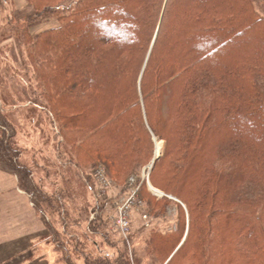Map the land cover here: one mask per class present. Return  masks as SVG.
<instances>
[{
    "label": "trees",
    "instance_id": "16d2710c",
    "mask_svg": "<svg viewBox=\"0 0 264 264\" xmlns=\"http://www.w3.org/2000/svg\"><path fill=\"white\" fill-rule=\"evenodd\" d=\"M28 3L35 12L30 18L34 25L49 16H56L58 21L54 27L36 33L27 27L23 33L35 55L32 57L34 67L45 66L48 64L45 59L51 56L56 59L49 64L53 69L45 70L44 75L36 73V87L46 101L44 109L52 123L59 122L57 134L65 126L87 129L93 134L103 133L114 145L119 166H125L132 154L123 151L133 135L127 126L116 124L115 117L110 120L113 124L107 116L111 115L110 106L114 104L121 75L120 116L126 117L132 109H138L137 93L133 89L131 94L127 92L129 74L123 72L133 60L130 51L146 48L134 78L138 79L148 124L158 137H163L156 121L159 113L156 119L155 113L152 114L155 107L161 106L163 97L171 100L165 112V126L169 128L165 153L160 159L166 158L169 163L186 160L190 164L196 160L194 152L202 155L200 165L197 163L195 167V171L199 170L188 172L194 173L190 178L183 177L186 171L181 172L182 166L180 170L174 166L164 167L173 179L171 183H181L183 190H170L182 198L188 212L185 239L167 264H175L176 254L188 248L193 260H197L198 250L200 259L195 264H203L207 258L204 253L211 249L203 244L201 225L204 224L196 213L211 208L212 217L230 214L231 219V215H236L245 225L238 230L241 235L238 242H233L237 247L236 258L231 257L230 263L238 261V250L240 262L247 259L249 264L252 260L254 264H264V225L263 229L254 228L252 219L247 220V216L253 214L256 220L264 218V0H28ZM249 32L257 37L246 40L244 34ZM86 34H95L97 38L92 44L76 49L75 44ZM145 38H149L148 41ZM59 74L62 78L74 74L76 79L70 86L57 85ZM89 75L91 79L86 78ZM81 90L87 93V100L74 98L68 110L60 104V101L65 105L68 102L61 96ZM103 100L109 108L100 113L96 106ZM113 104L112 110L118 111ZM152 117L154 122L149 121ZM16 126L6 113L0 112V169L16 177L18 188L29 196L49 234H60L51 217L58 214L64 221L68 218L63 195L50 194L37 182L33 167L22 159ZM242 154H247L251 160L241 164ZM229 160L237 166L225 170V162ZM227 194L233 196L229 197L228 206L221 204L220 208L218 202L211 207L210 203L221 196L225 199ZM161 200V204L148 200L153 217L165 215V206L172 203L166 198ZM233 204L238 207L233 209ZM246 207L252 210L248 212ZM221 223L223 239L229 231L227 223L222 219ZM178 224L184 232L182 211ZM75 225L78 226L77 222ZM103 225L104 220L97 216L87 223L86 231L106 237V233L100 231ZM73 239L78 245L76 236ZM105 243L113 252L102 254L93 242L97 253L83 255L84 263L131 264L123 243L121 246L119 241L111 244L107 238Z\"/></svg>",
    "mask_w": 264,
    "mask_h": 264
},
{
    "label": "rangeland",
    "instance_id": "374dc122",
    "mask_svg": "<svg viewBox=\"0 0 264 264\" xmlns=\"http://www.w3.org/2000/svg\"><path fill=\"white\" fill-rule=\"evenodd\" d=\"M34 13L33 6L28 3V0H0V96L2 97V100L0 99V112L6 113L17 125L19 132L16 137L22 147V159L33 167L37 182L50 194L62 193V199L65 200L64 208L67 210L68 218L64 221L62 215L50 216L55 219L54 225L57 226L60 233L53 236L49 234L42 216L35 208L28 211L27 215L25 214L26 216L24 215L26 221L22 223L14 217L1 220L0 264H85V255L90 256L97 253L93 242L97 243L100 253L113 252L112 248L107 247L105 238L111 244H116L119 241V246H121L123 243L131 264H167L185 239L188 228V212L182 198L170 190L172 188L183 190L179 182L181 180L178 181L180 184H175V181L171 183L170 181L173 179L169 177L164 167L174 166L180 170L182 166L181 172L186 171L183 177L187 175L190 178L194 173L190 174L188 172H194L197 163L200 165L202 155L194 152L196 160L190 164L186 160H173L169 163L166 158L162 157L160 159L165 153L166 133L169 129L165 126L167 122V114L165 112L170 107L171 100L163 97L160 102L161 106L155 107V112L152 114L154 116L155 113L156 119V115L159 113L160 118L158 117L156 121L160 130L163 131V137H158L154 135L148 124L138 79L135 80L134 78L138 62L143 58L146 48L138 51L132 49L130 51V56L133 60L128 69L123 72V74H129L127 85H125L127 92L131 94L133 89L137 93L138 109H132L126 117L120 116L121 109L118 102L123 90L121 75L117 82L115 105L111 103L113 107L117 105L114 109H118V111H113L110 106L111 115L107 116L108 121L114 120L112 117H115L116 120L114 122L127 126V128L131 129L130 132L133 135L123 151L124 153L126 151L132 152V154L129 156L127 164H124L125 166H119L115 161L114 145L110 143L103 133L93 134L87 129L65 126L57 134L56 128H58L57 124L59 122L56 124L52 123L51 116L44 109L46 101L43 100L39 92L40 89L36 87L38 83L36 73L39 72L40 75H44L45 70L53 69L51 65L49 67V64H52L56 59L51 56L49 59H45L48 62L45 66L38 65L34 67L32 57H35V55L31 53L32 48L27 44L28 38H25L23 33L27 27L32 33H36L58 25V21H56V16L48 15L50 18L42 20V22L39 21L40 23L34 25L30 19ZM27 18H29V22ZM256 37L257 35L251 32L244 34V38L248 41ZM96 38L97 35L95 34H86L81 42L75 44L76 49L86 44H92ZM149 38L145 39L148 41ZM46 51L50 52L48 49ZM47 65L49 68H46ZM75 77L72 74L62 78L59 74L56 83L61 86H70L75 81ZM86 78L91 79L90 75ZM84 91H73L72 95L69 93L67 96H61L62 100H67L68 102L65 105L60 101V104L68 110L72 106L71 101L74 98L79 100L86 96L87 93ZM98 91L103 92V90ZM45 94L47 95V92ZM105 101L103 100L101 105L99 102L97 103L96 108L100 113L101 110L105 111L109 108ZM94 117L96 119V116ZM151 119L154 122V117L150 118L149 121ZM110 122L113 123V121ZM61 125L62 123L59 126ZM242 156L243 158L240 159L241 164H246V162L251 160L247 154H242ZM69 158H74V160L71 161ZM99 165L110 180V186L106 189V193H101V186L95 176V169ZM233 165L236 164H232V161L230 162L229 160L225 162L224 168L225 170H231ZM148 166H150L148 169L149 187L162 193L161 196L159 193L151 191L146 179L143 177V172L147 170ZM130 177L136 180L135 188L139 187L137 196L142 203L139 208L133 206L129 209V234L127 238H124L115 229L114 215L118 212V206L121 201L128 198L129 192L132 190L128 182ZM174 184L177 186H174ZM185 190L189 192L190 188L186 186ZM220 196L218 195V197ZM249 196L251 199L253 198L251 192ZM229 197L233 196L227 194L225 199L221 196L216 199L217 201L210 203V205L212 207L213 204L219 202L220 208L221 204L228 206V201L231 200ZM163 198L170 200V202L172 201V203H168L165 206V215L153 217L148 200L160 202L161 204L163 202L161 199ZM237 207V205L234 206L233 204L232 208ZM246 208L248 212L252 210L250 207ZM212 210L213 208L200 214L196 213L197 219L204 224L203 226L201 225L204 238L203 244H207L211 249L204 253L207 258L203 260V264H231V257L233 259L236 258L237 248L233 242H238L241 236L238 234V230L245 225H242L241 221L237 220L238 217L236 215H231V219H229L230 214L228 216L223 214L224 216L214 215L212 217ZM181 211L185 215L184 232L181 231L182 226L180 227V224H178ZM97 216L104 220L103 229H100V231L105 232L106 237L100 234L92 235L86 231L87 223ZM253 216L255 217L254 214ZM253 216L248 215L247 220L251 218L254 228L263 229L264 218L256 220ZM221 219L227 223L229 231L225 233L223 239H221L222 234H220L223 229ZM75 222H77L78 226L75 225ZM42 224L44 225L43 229ZM63 227L66 228L63 229ZM39 230L42 231L40 232ZM25 231H28V235L24 238H14ZM180 233H183L181 234L182 237ZM74 236L79 240L78 245L75 244ZM12 238L14 239L11 241H2V239ZM52 239H55V241ZM178 240L180 243L177 242ZM189 249L180 250L176 254L175 264L197 263L198 259H200L198 250L197 260H193L192 251ZM239 257L237 250L238 261H235L236 264H242V262L243 264H249L247 259L240 262ZM250 263L254 264V261L252 260Z\"/></svg>",
    "mask_w": 264,
    "mask_h": 264
},
{
    "label": "crops",
    "instance_id": "0c3cea01",
    "mask_svg": "<svg viewBox=\"0 0 264 264\" xmlns=\"http://www.w3.org/2000/svg\"><path fill=\"white\" fill-rule=\"evenodd\" d=\"M31 209H34V207L30 198L24 191L18 188L16 177L13 174L0 169V221L14 217L19 219L22 223L23 221H26L24 215ZM43 227L44 225L42 224V229ZM39 231L41 232L42 230ZM27 235L28 231H25L14 238H24ZM14 238L2 239V241H11Z\"/></svg>",
    "mask_w": 264,
    "mask_h": 264
},
{
    "label": "built area",
    "instance_id": "2783aa9c",
    "mask_svg": "<svg viewBox=\"0 0 264 264\" xmlns=\"http://www.w3.org/2000/svg\"><path fill=\"white\" fill-rule=\"evenodd\" d=\"M149 168L150 166H148L147 170L146 171L144 170L143 172V177L146 179L148 187L150 183L149 171H148ZM95 176L97 181L99 182V185L101 186V193L102 192L106 193V189L110 186V180L106 177V175L104 174V170L100 167V165L95 169ZM128 182L132 190L129 192L128 198L121 201L120 205L118 206V212L116 213V215H114V225L116 227L115 229L120 233L121 236H124V238H127L129 234V227H130V223L128 220L129 209L132 208L133 206L139 208L142 203L137 196L139 187L135 188L136 186L135 178L130 177ZM151 191L159 193L160 196L162 195V193L154 189L153 190L151 189Z\"/></svg>",
    "mask_w": 264,
    "mask_h": 264
}]
</instances>
